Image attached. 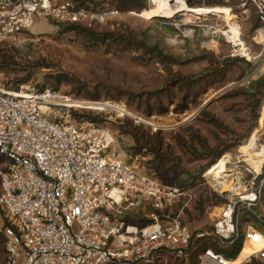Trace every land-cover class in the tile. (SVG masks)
I'll list each match as a JSON object with an SVG mask.
<instances>
[{
    "label": "built area",
    "instance_id": "obj_1",
    "mask_svg": "<svg viewBox=\"0 0 264 264\" xmlns=\"http://www.w3.org/2000/svg\"><path fill=\"white\" fill-rule=\"evenodd\" d=\"M236 1L237 8H255L258 34L264 36V0ZM198 15L221 18L212 12ZM120 16L107 4L87 9L70 0H0V45L18 40L38 19L101 27ZM211 25L231 44L232 56L251 57L240 28L234 35L235 25L223 31ZM100 104L0 79V154L8 160L0 168V207L9 222L1 264H153L161 256L188 262L199 239L232 245L240 237L242 211L264 223V211L256 213L264 197V172L257 171L248 181L235 178L236 191L225 192L227 203L211 231L194 232L184 220L192 201L186 188L164 184L154 173L109 154L111 130L80 121L84 109H104ZM247 245L258 246L257 252L242 256ZM254 259L264 261V231L255 228L246 232L235 258L212 248L198 254L199 264H250Z\"/></svg>",
    "mask_w": 264,
    "mask_h": 264
},
{
    "label": "rangeland",
    "instance_id": "obj_2",
    "mask_svg": "<svg viewBox=\"0 0 264 264\" xmlns=\"http://www.w3.org/2000/svg\"><path fill=\"white\" fill-rule=\"evenodd\" d=\"M182 1L194 11L218 9L231 14L229 8H232L233 19L227 22L224 16L217 20L214 16L181 11L166 18L152 14L153 0H147L146 10L121 13L113 23L96 27L98 30L134 31L150 45L179 59V63H161L144 55L142 50L110 51L109 47L97 44L85 34L66 32L64 24L38 19L18 40L0 45V79L6 85L58 86L61 92L72 98L107 104L100 105L105 106L102 110L84 109L83 116H97L102 120L101 124L111 130L114 143L109 154L115 153L140 172L154 173L164 184L169 181L172 183L168 185H176L189 180L194 187L187 189L192 201L185 210L184 220L194 232L211 231L214 218L227 203L228 194L219 193L220 186L206 176L213 166L203 172L207 160L193 159L180 146L179 139L192 147H198L196 139H192L195 132L205 137L211 146L217 142L216 135L228 139V148L215 164L218 168L221 159L227 158L220 182L227 176L233 178L236 175L248 181L252 172H264V82L260 86L251 84L264 78V36L258 34L261 26L258 29L253 27L258 18L253 6L248 10L237 8L236 0ZM172 5V9L178 10L176 4ZM216 23L221 31L237 25L242 41L250 48L251 57L232 56V46L226 42L225 36L210 28ZM210 57L219 62L230 60L221 76L212 73ZM237 58L242 61H234ZM60 75L62 77L58 78ZM183 77H192V83L183 81ZM74 80L90 86L91 92L100 83L110 87H101L100 100L92 101L87 99L86 92L74 90L77 85ZM247 89H256V107L241 93ZM184 103L188 104V109L182 112ZM119 109H124L128 115L121 117ZM209 115L218 118L234 133L218 131L209 122ZM126 120L141 127L147 136L161 132L163 148L171 147V152L180 160V168L164 173L171 167L167 165L163 171L158 170V162L146 149L143 154L133 155L135 141L120 129ZM233 182L234 185L237 183ZM200 203L204 206L203 213L196 208ZM263 211L264 197L256 213ZM5 219L0 208V231ZM262 226L263 223L249 211H242L239 215V227L245 234L250 228ZM244 249L251 252L254 248L247 245ZM259 262L264 264L262 260Z\"/></svg>",
    "mask_w": 264,
    "mask_h": 264
},
{
    "label": "trees",
    "instance_id": "obj_3",
    "mask_svg": "<svg viewBox=\"0 0 264 264\" xmlns=\"http://www.w3.org/2000/svg\"><path fill=\"white\" fill-rule=\"evenodd\" d=\"M73 3L77 4L79 7H84L87 9H97L101 7L103 4H107L109 7L114 8L120 13H127V12H141L142 10L147 9V0H70ZM145 12V11H144ZM261 26V22L259 17L255 20L254 28L258 29ZM64 29L66 32H75L78 34H85L87 37L97 41V44H104L109 47L110 51H120L125 52L128 50H142L143 54L150 57L155 58L161 63H179L180 60L174 58L167 54L162 48L158 46L150 45L146 39L140 37L134 31L125 30V29H118V30H109V29H102L98 30L96 27H87L79 23H67L64 24ZM209 63L212 68V73L216 76H221V73L225 67L229 65L230 60H224L222 62L217 61L214 57L209 58ZM234 61H242V59L237 58ZM244 61V60H243ZM247 65L249 62L244 61ZM62 76H58L61 78ZM57 78V79H58ZM183 81L192 83V77H183ZM74 90L76 92H86L87 99L92 101H99V91L101 87H110L106 86L105 84H98L95 85L91 92L90 86L77 82ZM264 82V78L258 79L256 82H252V85L260 86ZM53 90H59L58 86L51 88ZM257 89V88H256ZM256 89L252 90H244L241 92L242 94L247 96L249 103L256 107L257 101V94ZM188 109V104L184 103L181 106V111L184 112ZM89 120L96 123H101L102 120L98 119L97 116L91 115H81L80 121ZM209 122L222 133H229L232 134L234 131L226 126L223 122H221L218 118L214 117L213 115H209ZM121 132L123 134H129L133 137L135 141V146H133V155L143 154L144 149L148 152H151L154 155V161L158 162V170L165 166L170 165L171 167L168 170H164L163 172H168L170 169H174L175 167L180 168V160L177 156H175L174 152H171V147L167 145L166 149L163 148L164 146V138H161V132L156 133L153 136H147L141 130V127L135 125L133 121L126 120L122 126L120 127ZM192 139L198 142V147H192L187 144L185 140L179 139L180 146L188 153H190L195 160H207L205 166L203 167V172L216 167V163L220 160V158L225 153L226 149L228 148V139L221 138L220 135H216V144L215 146H211L207 139L203 136H200L197 132H195V136H192ZM8 163L7 158L0 154V168L4 167ZM4 165V166H3ZM157 170V169H156ZM184 172V171H182ZM171 184L172 182H167ZM178 187L191 189L193 188V184L189 182V180H184L178 182L176 184ZM1 208V207H0ZM198 210L203 213L204 206L202 203L198 204ZM2 210V208H1ZM3 211V210H2ZM4 213V211H3ZM5 214V213H4ZM138 222H143V220H138ZM187 223V222H186ZM9 226V222L5 219V223L3 225V230L0 231V264L4 262L7 256V243L8 238L5 233L6 227ZM258 230L264 231V223L261 228ZM245 241V233L241 232L240 230V237L230 246L222 247L219 242H215L213 240H204L199 239L196 241V250L192 253L191 258L188 262L172 260V258L166 259L164 256L159 257L153 264H199L198 254L201 250L206 248H212L214 251L223 254L227 258H235L241 252L243 248V244ZM250 264H260L259 259H254Z\"/></svg>",
    "mask_w": 264,
    "mask_h": 264
},
{
    "label": "bare ground",
    "instance_id": "obj_4",
    "mask_svg": "<svg viewBox=\"0 0 264 264\" xmlns=\"http://www.w3.org/2000/svg\"><path fill=\"white\" fill-rule=\"evenodd\" d=\"M176 4L178 8V10L172 9L174 8V6L172 4ZM153 5L155 6L154 10H152V14L157 13L163 17H172L173 15H175L176 13L181 12H192L195 14H205V13H216L218 15L224 16V18L226 19L227 22L231 21L233 19V16L231 15L232 12L230 11L231 14H229L226 10H198V11H194L191 10L190 7L187 6V3L185 1L182 0H153ZM157 9V10H156ZM233 24V23H232ZM235 24V23H234ZM231 30L233 31L234 35L238 34V27L237 25H235V27H232ZM100 105H105V104H100ZM105 106H108L107 104ZM110 107V106H109ZM120 111H125L124 109H119ZM226 157L221 159V166H219L218 168L216 167L215 169L210 170L209 172H207V176L209 177V179L211 181H214L216 183V185L220 186L221 191L224 192H229V191H233L235 189V185L233 181L239 180L240 176L236 175L233 178H230L228 180H223L222 182L219 181L220 177L223 176V173L226 170L227 167V161H226ZM224 177V176H223ZM236 178V180H235ZM237 182V181H236ZM249 247V246H248ZM254 249L249 252L248 251H243L242 256H246L248 254H255L258 250V246H252ZM252 249V248H251Z\"/></svg>",
    "mask_w": 264,
    "mask_h": 264
}]
</instances>
